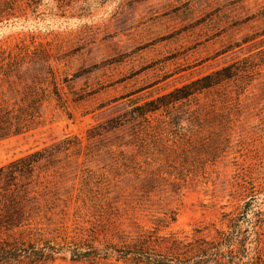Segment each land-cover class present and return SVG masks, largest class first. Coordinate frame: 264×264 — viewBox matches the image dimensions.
Listing matches in <instances>:
<instances>
[{"label": "rangeland", "instance_id": "374dc122", "mask_svg": "<svg viewBox=\"0 0 264 264\" xmlns=\"http://www.w3.org/2000/svg\"><path fill=\"white\" fill-rule=\"evenodd\" d=\"M1 65L7 105L42 98L0 166L67 140L56 168L92 189L14 264H264V0H0Z\"/></svg>", "mask_w": 264, "mask_h": 264}, {"label": "trees", "instance_id": "16d2710c", "mask_svg": "<svg viewBox=\"0 0 264 264\" xmlns=\"http://www.w3.org/2000/svg\"><path fill=\"white\" fill-rule=\"evenodd\" d=\"M227 70L223 68L151 100L135 108L136 115L144 117L156 109L158 102L182 100L216 85L229 77ZM8 71L9 68L0 66V140L31 131L42 98L39 89L31 88L18 102L7 105L2 99L1 86L9 79ZM67 144L68 141L63 140L33 149L0 166V264L6 261L14 264L25 255H39L40 260L52 258L60 246H52L42 237L45 232L54 231L50 229L52 216L66 215L71 206L75 214H79L91 203L92 189L87 184L90 178H82L78 187L67 186L64 173L56 168L57 155L68 149Z\"/></svg>", "mask_w": 264, "mask_h": 264}]
</instances>
